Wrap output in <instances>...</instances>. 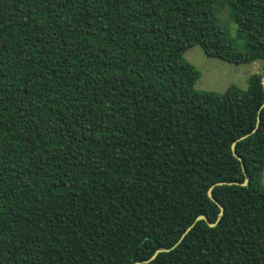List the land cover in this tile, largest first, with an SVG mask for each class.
Wrapping results in <instances>:
<instances>
[{"label":"trees","instance_id":"obj_1","mask_svg":"<svg viewBox=\"0 0 264 264\" xmlns=\"http://www.w3.org/2000/svg\"><path fill=\"white\" fill-rule=\"evenodd\" d=\"M263 172L264 0H0V264H264Z\"/></svg>","mask_w":264,"mask_h":264},{"label":"rangeland","instance_id":"obj_2","mask_svg":"<svg viewBox=\"0 0 264 264\" xmlns=\"http://www.w3.org/2000/svg\"><path fill=\"white\" fill-rule=\"evenodd\" d=\"M218 12L221 23L227 27L230 36L236 40V24L230 19L227 8L220 6ZM184 57L200 72L195 89L218 94L225 93L233 85L246 89L251 75L260 72L263 66L262 61L236 64L210 57L199 45L186 50ZM262 183L264 184V172Z\"/></svg>","mask_w":264,"mask_h":264},{"label":"water","instance_id":"obj_3","mask_svg":"<svg viewBox=\"0 0 264 264\" xmlns=\"http://www.w3.org/2000/svg\"><path fill=\"white\" fill-rule=\"evenodd\" d=\"M232 151H233V154H234V156H236L238 159H240V156L237 154V152H236V146H235V142L232 144ZM243 168H244V165H243ZM247 183H248V178H246V180H245V182L243 183V185H247ZM208 195H209V197L211 198V199H213V200H215L214 199V197H213V194H212V190L211 189H209V191H208ZM221 210H223V207L221 206ZM202 219H204L210 226H214L215 225V223H211L209 220H208V218H207V216H205V215H199L198 217H197V220H202ZM194 225V224H193ZM192 225V226H193ZM192 226H190L189 228H188V230L192 227ZM187 230V231H188ZM160 252V250H157L156 251V253L151 257V259H154L155 257H156V255L158 254ZM151 259H149V260H147L146 262H148V261H150ZM137 264V263H136Z\"/></svg>","mask_w":264,"mask_h":264}]
</instances>
